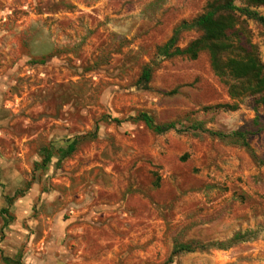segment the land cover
I'll use <instances>...</instances> for the list:
<instances>
[{
	"label": "rangeland",
	"instance_id": "obj_1",
	"mask_svg": "<svg viewBox=\"0 0 264 264\" xmlns=\"http://www.w3.org/2000/svg\"><path fill=\"white\" fill-rule=\"evenodd\" d=\"M211 2L0 0V264H264V105L206 51L158 57ZM228 39L264 64L259 23Z\"/></svg>",
	"mask_w": 264,
	"mask_h": 264
},
{
	"label": "trees",
	"instance_id": "obj_2",
	"mask_svg": "<svg viewBox=\"0 0 264 264\" xmlns=\"http://www.w3.org/2000/svg\"><path fill=\"white\" fill-rule=\"evenodd\" d=\"M235 2L243 3L246 7H235ZM260 7H264V0H212L207 6L205 14L196 18L191 24L183 23L180 26L184 29L196 28L202 33V36L181 51L175 48L179 31L177 30L174 32L173 37L159 49L158 57L170 59L176 56H188L191 60H196L200 52L206 51L209 54L211 68L216 76L221 78L228 72L242 85L241 93L253 97L258 96L260 99L257 102L264 105V64L256 56L254 47L250 43H246L248 50H245L246 53L243 59H225L222 61L223 55L227 51L232 50L228 34L236 30L240 17L253 20L264 29V17L250 10L251 8ZM233 34L236 33L234 32ZM150 77V69H145L139 83L147 84L150 81ZM230 94L231 97L236 96L233 88L230 89ZM236 109L237 107H229L231 111ZM138 120L143 122L156 135H163L176 130L174 124L156 125L150 117L144 114L139 115ZM77 145L78 142L73 141L65 149H60L59 152L63 158L68 157L75 152ZM208 247L225 250L224 245L221 243H214L202 248ZM193 251L194 249L188 245H180L174 248V254L192 253Z\"/></svg>",
	"mask_w": 264,
	"mask_h": 264
},
{
	"label": "crops",
	"instance_id": "obj_3",
	"mask_svg": "<svg viewBox=\"0 0 264 264\" xmlns=\"http://www.w3.org/2000/svg\"><path fill=\"white\" fill-rule=\"evenodd\" d=\"M80 140H81V139H76L75 141H77L78 144H79ZM72 142H73V141H72ZM72 142H71V143H72ZM71 143H70V144H71ZM77 146H78V145H77Z\"/></svg>",
	"mask_w": 264,
	"mask_h": 264
}]
</instances>
